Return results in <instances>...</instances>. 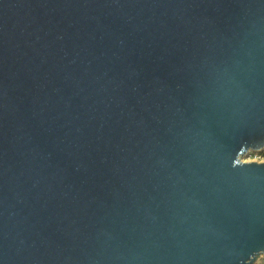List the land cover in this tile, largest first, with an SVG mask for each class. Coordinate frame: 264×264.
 <instances>
[{"label": "water", "instance_id": "obj_1", "mask_svg": "<svg viewBox=\"0 0 264 264\" xmlns=\"http://www.w3.org/2000/svg\"><path fill=\"white\" fill-rule=\"evenodd\" d=\"M264 0H0V264H254Z\"/></svg>", "mask_w": 264, "mask_h": 264}, {"label": "built area", "instance_id": "obj_2", "mask_svg": "<svg viewBox=\"0 0 264 264\" xmlns=\"http://www.w3.org/2000/svg\"><path fill=\"white\" fill-rule=\"evenodd\" d=\"M248 155L254 156V158H256L257 160H259V158L264 159V147L258 149H250L248 151Z\"/></svg>", "mask_w": 264, "mask_h": 264}, {"label": "rangeland", "instance_id": "obj_3", "mask_svg": "<svg viewBox=\"0 0 264 264\" xmlns=\"http://www.w3.org/2000/svg\"><path fill=\"white\" fill-rule=\"evenodd\" d=\"M241 159L242 160H257L256 158H254V156H250L248 154H244V155H241ZM264 159L262 158H259L258 161H263ZM263 257H264V253L261 254L258 259L254 262V264H260L261 261L263 260Z\"/></svg>", "mask_w": 264, "mask_h": 264}, {"label": "trees", "instance_id": "obj_4", "mask_svg": "<svg viewBox=\"0 0 264 264\" xmlns=\"http://www.w3.org/2000/svg\"><path fill=\"white\" fill-rule=\"evenodd\" d=\"M260 264H264V257H263V260L261 261V263Z\"/></svg>", "mask_w": 264, "mask_h": 264}]
</instances>
